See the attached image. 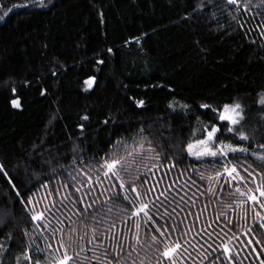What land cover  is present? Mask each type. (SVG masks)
<instances>
[{"label":"trees","instance_id":"obj_1","mask_svg":"<svg viewBox=\"0 0 264 264\" xmlns=\"http://www.w3.org/2000/svg\"><path fill=\"white\" fill-rule=\"evenodd\" d=\"M13 100L19 101V107L13 106ZM261 101L264 4L260 0H237L236 5L227 0H43V4L0 0V264H17V258L18 264H29L25 253L32 256L33 264L36 260L53 264L63 255L61 241L74 255L82 224H90L93 217H78L71 205L72 211L57 205L55 217L45 212L53 197L44 199L42 185L59 188L67 172L75 176L76 169L99 167L96 161L117 149L124 155L126 150H140L141 144L143 156H135L133 175L148 179L146 187L155 184V195L174 182L176 187L185 181L191 185L177 196L179 200L186 191L185 200L195 201L190 208L180 202L184 212L178 217L183 220L179 229L187 230L193 222L196 227L187 237L178 230L166 242H186L197 228L208 224L209 232L213 228L219 232L217 224L223 221H216V215L238 199L235 189L254 188L260 178L255 184L225 183L226 178L210 184L201 174L215 176L221 166L211 157L197 159L187 148L219 128L217 144L249 150L247 156L229 153L226 159L242 165V174L249 164L262 172L256 160V155H264ZM236 104L241 106L238 124L219 118L226 106ZM237 129L249 138L240 141ZM172 163L177 166L171 168ZM123 175L126 184L133 178ZM107 184L98 186L90 212L103 208L109 197L113 198L109 204L126 203L116 196L122 190ZM209 187L214 194L205 192ZM189 211L199 220L184 219ZM41 212L45 221L32 220ZM247 215L251 225L250 208ZM228 216L240 236L241 264H261L264 233L256 232L261 243L249 246L244 241L252 236L242 235L245 222L239 210L228 211ZM109 219L105 216V227ZM117 223L113 232L131 240V220ZM70 227L77 232H70ZM141 239L144 247H138L139 256L134 252L131 259L156 264V249L163 245L153 243L151 234L144 237L142 232ZM204 239L196 237L200 243ZM110 243L104 241L105 246ZM127 251L125 243V256ZM188 252L197 256L191 247ZM187 264H192L191 258Z\"/></svg>","mask_w":264,"mask_h":264},{"label":"snow or ice","instance_id":"obj_2","mask_svg":"<svg viewBox=\"0 0 264 264\" xmlns=\"http://www.w3.org/2000/svg\"><path fill=\"white\" fill-rule=\"evenodd\" d=\"M40 3L43 4V0H40ZM227 3L236 5L237 0H227ZM260 3L264 4V0H260ZM18 6L26 7L23 4ZM259 6L257 5V7ZM247 10V7H245L244 11ZM86 83L91 86L93 81L89 80ZM261 103L264 104V101H261ZM12 104L14 107H19L18 100H13ZM204 107L208 108L209 105L205 104ZM240 107L239 104H236L231 109L226 106L219 118L221 120H228L232 125L238 124L239 119H242L238 111ZM212 111L216 110L212 109ZM230 112L232 115H229ZM84 119H88V117L85 116ZM227 130L231 132L232 128L229 127ZM219 131V128H213L207 133L206 139L198 140L195 145H188L187 151L190 155H194L197 159L211 157L212 163L221 166L217 168L215 176L205 178L201 174V179H207L210 184L213 181L218 183L222 178H226L225 183L233 182L242 185L255 184L257 177L261 181V183L255 184L254 188L249 187L246 191H241L239 187L235 189L233 195L238 199L234 203L225 204L224 209L226 211L218 212L216 215V221H223L222 224H217L220 229L219 232L215 228L209 232L208 228H211L212 225L208 224V228H197L196 235L192 239L186 240V242H182L181 239L172 240L171 243L166 242L168 239H171L176 231L179 230L183 234V237H187L188 233L192 231V227H196L195 222H193L192 227H188L187 230L179 229V224L183 223V220L178 219V217L181 212H184V207H181L180 202L183 201V204L190 208L191 203L195 201L191 197L185 200L186 191L184 195L179 196V200H177V196L181 191H184L185 186L191 187V185H188V182L185 181L184 185L176 187L174 182L173 185L161 191L159 195H155V184L151 187H146L149 183L148 179H141L138 175H133L135 156H143L142 149L144 146L141 144L139 146L140 150L136 148L126 150V154L124 155H120L119 149H117L116 153L96 161L99 167L93 165L87 168L86 171L76 169V166L73 164L72 167L76 169V175L74 176L72 172H67L65 182L61 183L59 188L53 187L48 189L47 185H42L46 191L44 199L53 197L49 201V205L45 206V212H49L55 217L53 209L59 210V208H63L72 211V208H75V214L78 217L83 218L86 215L93 217L90 224H82L81 230L83 234L78 237L80 241L79 250L75 251L74 255H69L67 247L61 241V247L64 248L63 255L55 259L53 264H137L136 260L131 259V257L134 252L139 256L137 248L144 247V242L141 239L142 232L144 237H148L151 234V241L153 243L163 245L156 249L159 253L156 257V264H164V261H167V264H187L189 258H191L192 264H241L239 259L240 248L237 247L240 236H237L233 231L235 225L233 224V220L229 218L228 211L239 210L240 220L245 222L243 225L245 232L242 235L252 236V239L246 240L244 243L249 246L253 243L260 244L261 240L255 238V233H264V211L257 210H264V155L253 153V155H256V160L259 161L258 167L262 169V172H256L252 168V165L249 164L247 167H243V173L246 175L242 174L240 171L242 165L231 163L226 158L229 153L233 155L243 153L247 156L249 150L245 147H235L232 144H217L216 142L219 138L216 137V133ZM237 132H239L240 141L249 138L239 129H237ZM120 144L122 142L117 141V145ZM197 145L203 147L193 151ZM261 146L264 147V141L261 142ZM238 160L239 158L237 157ZM176 166V163L171 164V168H175ZM148 171H151V169H148ZM123 174L132 176V180L126 184ZM145 176H147V172ZM105 181L108 182V187L122 190L116 193V196L126 203L122 205L109 204L108 200L113 199L109 197L108 200L103 201V208L97 207L94 212H90L89 210L93 208L98 199V197L94 196V193L98 191V186L104 185ZM193 183H195L194 180ZM61 189H64V191L62 192ZM173 189H175V194H173ZM106 191L107 188H105ZM205 192L214 194V190L211 187L207 188ZM149 193H152V196H149ZM169 195H172L171 200L168 199ZM174 201L175 204H173ZM57 205H59V208H57ZM69 205L72 208H69ZM162 208L163 211H161ZM169 208H171V211H169ZM177 208H180V212H177ZM249 208L253 213L251 225L248 224L249 217L247 213ZM105 216L110 218L107 221L106 227L104 226ZM188 216H195L196 220H199V215L191 211L187 213L184 219H187ZM46 219L44 212L32 215V220L34 221H45ZM129 220H131L133 225V228L130 230L132 235L131 240L124 237L122 233L118 237L113 232V229L119 226L117 221L126 225ZM169 220H172L173 223L170 224ZM236 223L238 224L239 221ZM47 226L48 224L45 223L44 227L46 228ZM39 227L40 225L38 224L37 228ZM69 230L72 233L77 232L76 228L70 227ZM53 235H55V229L53 230ZM197 236L201 237V239H204L206 236L208 239H204V243H200L199 240H196ZM209 239L212 241L211 243L208 242ZM217 239L221 241L220 244L215 243ZM105 240H109L111 243L105 246ZM194 240H196V243H193ZM125 243H127L128 248L127 256L124 255ZM48 247L50 248L51 245L49 244ZM189 247L197 253L196 257H192V253L188 252ZM89 252L92 254L88 255ZM198 258L200 259L198 260ZM24 260L28 261L29 264H33L32 256L28 253L24 254ZM34 264H40V261L36 260ZM140 264H145V261L141 260ZM261 264H264V261Z\"/></svg>","mask_w":264,"mask_h":264},{"label":"rangeland","instance_id":"obj_3","mask_svg":"<svg viewBox=\"0 0 264 264\" xmlns=\"http://www.w3.org/2000/svg\"><path fill=\"white\" fill-rule=\"evenodd\" d=\"M234 106H235V105H234ZM234 106L229 107V108L231 109V108H233ZM239 110H240V109H239ZM239 110H238V111H239ZM229 115H232V113L230 112ZM225 121H228V120H225ZM228 122H229V121H228ZM195 144H196V143H194V145H195ZM201 147H203V146L197 145V147L194 148L193 151H196L197 149H199V148H201ZM193 156H194V155H193Z\"/></svg>","mask_w":264,"mask_h":264}]
</instances>
